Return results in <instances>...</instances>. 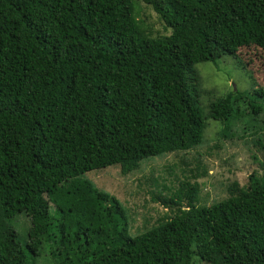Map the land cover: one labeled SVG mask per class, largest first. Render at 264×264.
Instances as JSON below:
<instances>
[{
	"label": "trees",
	"instance_id": "trees-1",
	"mask_svg": "<svg viewBox=\"0 0 264 264\" xmlns=\"http://www.w3.org/2000/svg\"><path fill=\"white\" fill-rule=\"evenodd\" d=\"M140 2L169 35H150ZM243 47L264 54V0H0V264H264V88L203 106L196 68L245 66ZM238 139L262 153L244 184L201 205L211 163L195 154L153 178L167 210L141 229L86 178Z\"/></svg>",
	"mask_w": 264,
	"mask_h": 264
},
{
	"label": "rangeland",
	"instance_id": "rangeland-1",
	"mask_svg": "<svg viewBox=\"0 0 264 264\" xmlns=\"http://www.w3.org/2000/svg\"><path fill=\"white\" fill-rule=\"evenodd\" d=\"M139 18L153 37L166 36L171 32L165 29L163 21L155 11L142 2H140ZM237 55L245 63V66H242L240 61L229 58L220 59L217 64L202 63L197 65V74L199 80L201 79L200 84L202 85V79L204 81L202 87L200 85L202 105L209 98L225 96L232 87L236 91L238 89L252 91L264 88V54L262 51L256 47H243ZM261 117L262 122L264 113H261ZM207 125L209 126L205 132V142L206 145L212 144L213 146V142L219 137L220 130L224 125L212 119L207 120ZM238 128L243 129V126ZM248 133L250 135V132ZM247 148L240 139L236 141L224 140L223 148L216 153L219 154L216 158L209 156L205 149L199 148L196 150L198 153L191 151L186 154L175 153L146 159L142 163L143 167L140 172L128 176L121 175L119 168L108 167L89 172L86 174V178L100 191L119 198L118 200H121L124 208L127 209L126 215L130 218L131 210L129 208H131L137 218L136 226L141 229L154 225L156 220L167 210L162 204L161 197H167L168 193L161 191V188L153 183V178H167L173 170L176 176H180L186 168L182 160H190L196 154L204 164L211 163L208 174L204 179L199 180L204 183L200 195L201 205H209L214 203V200L226 198L228 195L227 186L233 180L244 184L248 175L258 167L253 160L254 153L261 158V151L255 147L252 148V146L250 149ZM175 183L177 184V182ZM21 222L28 225L27 220L23 219ZM15 229L25 245V230L21 227H15Z\"/></svg>",
	"mask_w": 264,
	"mask_h": 264
}]
</instances>
